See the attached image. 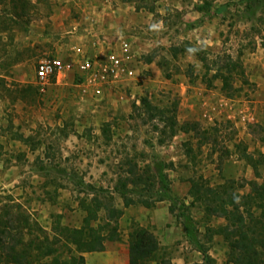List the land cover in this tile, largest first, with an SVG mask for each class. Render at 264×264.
<instances>
[{"label": "rangeland", "instance_id": "374dc122", "mask_svg": "<svg viewBox=\"0 0 264 264\" xmlns=\"http://www.w3.org/2000/svg\"><path fill=\"white\" fill-rule=\"evenodd\" d=\"M195 2L0 1V216L20 211L49 233L57 215L62 224L80 227L85 212L78 204L83 194L77 182L113 190L131 158L139 167L148 164L158 178L166 175L172 199L130 205L118 221L119 239L107 240L103 251L85 253L86 264H128L135 224L151 230L160 243L143 264H158L161 257L171 264L202 262L187 236L191 227L176 219L182 201L215 263L226 264L229 247L223 235L209 233L226 220L205 215L198 201L190 205L188 180L217 186L233 179L226 184L238 198L250 193L249 181L264 185V3L252 7L214 0L224 5L207 15L193 8ZM97 37L112 44L119 37L130 42L136 56L133 79L104 86L100 93L73 72L39 84L35 67L41 58L102 51L92 46ZM170 46L180 50L174 53ZM149 53L154 59L146 62ZM218 54L241 64L233 73V96L213 77ZM142 97L158 106L177 102L179 127L165 144L132 111V103ZM191 121L197 129L182 128ZM106 122L110 139L102 133ZM20 134L28 137L26 143ZM245 154L256 160L259 176ZM160 185L155 182L145 197L154 198ZM113 195L122 206L119 194Z\"/></svg>", "mask_w": 264, "mask_h": 264}, {"label": "trees", "instance_id": "16d2710c", "mask_svg": "<svg viewBox=\"0 0 264 264\" xmlns=\"http://www.w3.org/2000/svg\"><path fill=\"white\" fill-rule=\"evenodd\" d=\"M1 1V0H0ZM126 1V0H124ZM257 7L264 0H237ZM214 4V0H196L193 8L202 13H216L223 6ZM187 48L201 51L199 47ZM177 46H170V51L176 53ZM154 59V53L146 55V62ZM214 78H219L222 88L233 96V73L238 71L241 64L238 59L230 55H216L212 61ZM211 66V65H210ZM210 66H208L209 69ZM242 69V68H241ZM239 73V72H238ZM240 73L242 71L240 70ZM170 74H166L169 77ZM177 102L172 107L158 106L147 97L132 103L133 113L140 116L144 124H151L159 132L158 143L165 144L176 134L179 122L176 117ZM195 121L186 122L182 128L197 129ZM109 124L102 126V133L110 139ZM23 142L28 137L19 135ZM255 174L259 176L256 160L250 154H245ZM123 174L119 175L112 189L95 186L82 180L77 183L81 186L78 204L85 212L80 227H70L62 224L59 215L53 220L51 233L47 232L37 221L30 222L28 215L17 212L12 217L0 216V264H86L85 253L100 252L105 249L107 240H118L120 231L118 221L123 215L124 208L130 205L142 204L151 206L157 201L171 200V188L167 176L158 178L151 167L146 164L139 167L136 161L128 158L123 163ZM189 196L190 205L200 202L204 206V214L212 217H222L224 225L209 228L211 234L223 235L228 245L226 264H264V185L249 181L250 193L238 198L230 192L229 184L233 179H226L225 184L211 186L201 180L191 178ZM155 182L160 188L154 190V198L145 197L144 192L153 191ZM119 194L122 206L116 203L113 193ZM153 197V196H152ZM242 199V200H241ZM189 205L181 202L177 205L176 219L188 229L189 242L202 254V262L197 264H216L209 253V247L197 237L198 230L191 224L188 213ZM255 210L261 211L259 214ZM210 236V237H211ZM160 249L157 236L147 227L135 224L129 233L128 264H143L156 255ZM158 264H171L169 258L161 257Z\"/></svg>", "mask_w": 264, "mask_h": 264}, {"label": "built area", "instance_id": "2783aa9c", "mask_svg": "<svg viewBox=\"0 0 264 264\" xmlns=\"http://www.w3.org/2000/svg\"><path fill=\"white\" fill-rule=\"evenodd\" d=\"M102 51L84 52L80 50L74 57L64 58L54 55L41 58L35 67V78L41 86L62 73L73 72L80 76L85 87L100 93L104 86H113L131 80L135 76L136 56L126 38L119 37L116 43L95 38L92 46Z\"/></svg>", "mask_w": 264, "mask_h": 264}, {"label": "crops", "instance_id": "0c3cea01", "mask_svg": "<svg viewBox=\"0 0 264 264\" xmlns=\"http://www.w3.org/2000/svg\"><path fill=\"white\" fill-rule=\"evenodd\" d=\"M129 211H130V206L129 207H125L123 213L126 215V213H128Z\"/></svg>", "mask_w": 264, "mask_h": 264}]
</instances>
